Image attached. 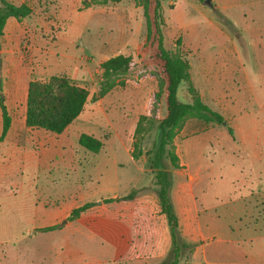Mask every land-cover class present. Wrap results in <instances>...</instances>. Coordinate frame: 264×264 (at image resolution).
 I'll list each match as a JSON object with an SVG mask.
<instances>
[{
  "label": "rangeland",
  "instance_id": "rangeland-1",
  "mask_svg": "<svg viewBox=\"0 0 264 264\" xmlns=\"http://www.w3.org/2000/svg\"><path fill=\"white\" fill-rule=\"evenodd\" d=\"M22 1L46 20H54L56 10L62 8L72 16L74 4L79 11L98 10V28L111 25L108 18L110 8L106 13L100 12L101 8L119 5L122 14L125 11L130 14L132 9L135 17L128 24L141 25L143 41L131 53L139 61V66L115 77L116 86L111 91L99 94L101 67L98 72L80 80L87 85L84 88L89 94H97L102 99L103 110L108 105L111 108L106 110V116L111 118L112 124L99 125L96 129L103 143L102 149L94 153L79 146L78 151L83 190L88 193L89 187L95 185L88 201L101 199L73 220H69V216L64 220H50V225L58 224L55 229L29 227L28 217L35 216L39 208L35 200L42 197L37 196L40 189L50 194L52 200L37 213L50 216L59 204V200L56 201L57 188L63 180L58 173L71 170L72 165L63 167L50 163L40 168L32 165L27 169L24 164L16 165V185L11 189L16 197L10 208L5 204L1 208L2 216L8 215L11 225L5 228V224H0V264H167L170 251L164 258L152 257L154 249L143 236L142 221L133 219L126 224L122 234L119 229L115 230L111 219L114 210L110 205L106 208L108 203L103 201V197L110 195L105 181H90L84 174V171L99 167L106 158L116 155L121 161L122 183L131 182L134 191L137 185H148L143 190L152 205L158 186H155V172L145 153L157 144V126L167 112L166 76L163 64L156 56L154 7L157 0ZM205 1L158 0L161 17L157 21L165 47L190 63L191 79L180 84L178 99L192 102L198 96L212 110L219 112L226 124H207L196 116L186 117L171 134L180 167L172 168L168 156L167 166L173 174L213 172L224 173L227 180L236 179L235 185L239 186L233 197L247 209L246 215L240 217L242 230L264 232V0H211V6L204 4ZM212 49L217 50L213 52ZM204 55L205 59H201ZM206 74L215 79L207 81ZM33 76L38 78L36 74ZM200 85L207 86L204 92ZM110 92L113 94L108 96ZM128 98L129 104L126 103ZM133 98L136 100L132 101ZM142 116L146 117L141 121L142 155L136 158L135 133ZM124 122L128 129L123 127ZM124 138H127L125 149L114 144ZM132 159L134 165L129 162ZM37 172H52L55 178L36 180L32 176ZM256 177H260L259 182ZM224 188H228L226 195L231 193L228 184ZM26 193L29 196H25ZM28 199L34 202L25 204ZM140 201L133 203L143 205L144 202ZM194 248L183 252L179 264H192L193 261L199 264L200 259L193 257ZM228 255L231 259L226 264L243 262L239 252Z\"/></svg>",
  "mask_w": 264,
  "mask_h": 264
},
{
  "label": "crops",
  "instance_id": "crops-1",
  "mask_svg": "<svg viewBox=\"0 0 264 264\" xmlns=\"http://www.w3.org/2000/svg\"><path fill=\"white\" fill-rule=\"evenodd\" d=\"M11 3L20 6L24 1L13 0ZM108 6L100 10L106 13L110 8L108 18L111 25L108 28L97 27L98 10L88 8L79 11L76 4L72 9V16L62 8L56 10L57 13L54 12V20H46L33 9L32 14L26 18L9 17L6 21L4 34L0 39V224H5V228H9L11 223L8 215L2 216L1 208L4 204L10 208L11 201L16 197L11 189L16 185V165L19 164H24L26 169L32 165L40 168L50 163L63 167L72 165L71 170L58 173L63 180L58 185L56 194L59 204L50 216L43 217L37 213L51 199L50 194H45L40 189L41 193L37 196L42 197L35 200L39 208L35 216L28 217L29 227L43 229L55 226L50 225V220H64L70 217L74 209L101 199L88 201L95 185L89 187L88 193L83 190L82 172L78 165L81 160L78 156L81 146L79 137L86 133L100 139L96 131L99 125L112 124L111 118L106 116V110L111 109L110 105L103 110L102 99L97 94H89L82 113L60 134L43 128L28 127L26 117L30 82L53 76H67L78 86L86 87L84 81H80L83 76L98 72L100 65L111 57L130 55L143 41L141 25L128 24L135 17V12L131 9L130 14L126 11L122 14L119 5ZM33 74L38 78L34 79ZM206 78L207 81L215 79L208 74ZM200 87L204 92L207 86ZM111 94L113 93L107 95ZM134 100L136 99L133 98L132 101ZM128 102L129 98L126 103ZM1 104L6 107L11 119L3 139ZM123 124L128 129L127 124ZM114 144L125 149L127 138ZM129 162L135 164L133 159ZM74 164L78 166L73 167ZM120 166L121 161L115 155L106 158L99 167L84 171V174L90 181H105L110 195L103 197L104 202L106 199H115L105 202L108 203L106 208L110 205V209L114 210L111 219L115 230L119 229L122 234L126 224L133 219L142 221L143 236L148 238L154 249L152 257L164 258L171 250L172 238L167 216L160 207L158 189H155L152 205L144 195L146 191L143 189L148 185L135 186L137 194L132 200H117L134 191L131 188L133 186H130L131 182L126 180L122 183ZM50 176H54L52 172H37L32 178L47 180ZM256 178V182H259L260 177ZM235 180H227L224 173H172L170 197L178 216L181 237L185 243L192 245L184 248L182 255L185 250L195 247L193 257L200 259L199 264H226L231 259L228 255L230 252L241 254L243 262L239 264H264V232L257 230L248 233L249 231L242 230L240 217L246 215L247 209L238 198L233 197L239 186L235 185ZM226 184L232 189L228 195L225 193L228 188H224ZM25 196H29V193ZM139 199L144 202L143 205L133 203ZM29 201L34 202L33 199H28L24 203L29 204ZM56 201L52 203L56 204ZM212 253L216 255L213 256ZM192 264L197 263L193 261Z\"/></svg>",
  "mask_w": 264,
  "mask_h": 264
},
{
  "label": "trees",
  "instance_id": "trees-1",
  "mask_svg": "<svg viewBox=\"0 0 264 264\" xmlns=\"http://www.w3.org/2000/svg\"><path fill=\"white\" fill-rule=\"evenodd\" d=\"M160 3L158 0L154 7V26L155 38L157 39V58L162 62L163 73L166 76V115L159 121L157 133L159 140L157 144L147 151L145 155L150 162V168L155 172L156 184L158 185V198L162 212L167 216L172 245L167 264H179L182 251L189 245L181 237L179 229V220L175 212L170 197L172 187V170L167 166V156L170 166L178 169L179 159L173 151L172 131L180 126L182 121L188 116H196L205 123L226 124L224 117L208 105H206L198 96L192 102H182L178 99V89L181 83L189 82L191 79L190 63L187 59L177 52L167 49L164 44V36L161 26L158 23L160 19ZM32 14V9L27 4L20 6L14 5L7 0H0V39L4 34V27L9 17L23 19ZM179 40L177 44H179ZM139 66L137 58L130 55H117L103 62L102 81L100 82V95L111 91L116 83L114 78L130 72ZM89 96V91L81 86L71 83L65 76H53L45 81L35 80L30 82L28 91L27 117L26 124L30 128H43L57 134L62 133L84 110ZM3 113V132L1 138L7 133L11 119L7 113L6 107L1 104ZM146 117L142 116L136 129L134 144V156L136 158L142 155V123ZM231 132V130H230ZM79 143L87 150L97 153L103 143L100 139L86 133L81 134ZM137 191L117 200H132ZM115 199H106L105 202H112ZM92 204L88 203L72 211L69 220H73L89 208ZM58 225L43 228L52 230Z\"/></svg>",
  "mask_w": 264,
  "mask_h": 264
},
{
  "label": "water",
  "instance_id": "water-1",
  "mask_svg": "<svg viewBox=\"0 0 264 264\" xmlns=\"http://www.w3.org/2000/svg\"><path fill=\"white\" fill-rule=\"evenodd\" d=\"M204 4L211 6V0H206Z\"/></svg>",
  "mask_w": 264,
  "mask_h": 264
}]
</instances>
